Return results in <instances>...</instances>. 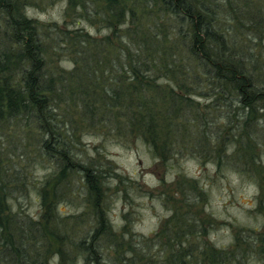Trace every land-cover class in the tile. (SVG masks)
<instances>
[{
	"label": "rangeland",
	"instance_id": "obj_1",
	"mask_svg": "<svg viewBox=\"0 0 264 264\" xmlns=\"http://www.w3.org/2000/svg\"><path fill=\"white\" fill-rule=\"evenodd\" d=\"M20 1L38 25L56 135L101 193L96 203L85 173L52 154L43 117L4 114L1 218L30 256L85 264L75 245L101 210L103 264H264V98L247 115L158 1ZM201 2L248 92L264 91V0ZM145 115L155 146L139 135Z\"/></svg>",
	"mask_w": 264,
	"mask_h": 264
},
{
	"label": "trees",
	"instance_id": "obj_2",
	"mask_svg": "<svg viewBox=\"0 0 264 264\" xmlns=\"http://www.w3.org/2000/svg\"><path fill=\"white\" fill-rule=\"evenodd\" d=\"M149 1L141 0L144 3ZM155 1L162 5L163 10L178 17L182 24L188 23L189 35L184 38L189 39L192 54L206 73L212 75L219 83V87L228 88L230 93L239 99L240 105L245 108L244 111H248L246 114L249 115L250 110H254L253 105L257 100L252 96L257 94L264 98V91L257 93L258 91L251 88L248 92L245 75L227 56L223 37L212 27L211 14L203 2L197 4L196 0ZM23 9L24 5L20 0H0V36L4 39L3 46L0 45V120L4 118V114L10 117L26 114L33 118L43 117L45 122H49L50 131L46 129L44 132L49 136L50 141L52 140V144H58L57 150L52 154L57 153V157L65 163V167L85 173L97 203L101 193L95 185L96 181L92 178V173L78 161L73 160L68 144L56 135L57 125L52 122L53 116H50L47 90L41 79L44 62L42 44L38 37V25L24 14ZM10 41L13 45H9ZM131 70L134 73L138 69L131 68ZM138 73L142 77L140 70ZM262 106L264 108V103ZM145 116L139 118V135L144 137L148 145L155 146L153 123L149 115ZM2 214L3 211L0 208V263L45 264L37 256H30L28 249L21 246L20 241L10 231V223L1 218ZM96 216V224L91 234L75 245V251L83 258L85 264H103L99 239L105 232V222L101 210ZM56 237L60 236L56 235ZM180 245L182 253L187 259H191L194 252L189 248L185 249L181 243ZM61 257L64 260L65 251L62 252Z\"/></svg>",
	"mask_w": 264,
	"mask_h": 264
}]
</instances>
